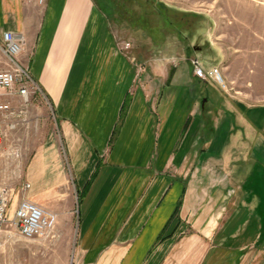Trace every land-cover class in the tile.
Masks as SVG:
<instances>
[{"label":"crops","instance_id":"obj_1","mask_svg":"<svg viewBox=\"0 0 264 264\" xmlns=\"http://www.w3.org/2000/svg\"><path fill=\"white\" fill-rule=\"evenodd\" d=\"M105 5L0 0V38H26L57 129L14 210L23 197L57 213L50 264H264V104L179 56H126Z\"/></svg>","mask_w":264,"mask_h":264},{"label":"rangeland","instance_id":"obj_2","mask_svg":"<svg viewBox=\"0 0 264 264\" xmlns=\"http://www.w3.org/2000/svg\"><path fill=\"white\" fill-rule=\"evenodd\" d=\"M96 1L106 7V0ZM144 1L145 21L149 23L140 21L142 25L133 18H118L116 10L108 5L111 30L126 56H135L137 60L151 57L149 65L157 67L162 57L179 56V62L185 63L198 58L206 67H221L232 99L251 108L264 104V0H208L196 11L176 12L170 8L161 14L153 0ZM126 6L140 11L131 3ZM174 22L178 27L174 25L173 30L169 23ZM13 105L16 113L10 121L17 122L16 128L9 129L7 124L0 127V184H9L13 189L9 219L14 212V200L27 183L26 164L45 140L47 130H57L43 93H38L27 107L18 97L13 99ZM48 242L23 239L8 221L0 227V264H50ZM70 261L69 258L66 264H72Z\"/></svg>","mask_w":264,"mask_h":264},{"label":"built area","instance_id":"obj_3","mask_svg":"<svg viewBox=\"0 0 264 264\" xmlns=\"http://www.w3.org/2000/svg\"><path fill=\"white\" fill-rule=\"evenodd\" d=\"M27 3L44 5L46 0H24ZM168 6L181 10L196 11L207 4L208 0H161ZM27 40L23 35L6 30L0 38V52L5 59V68H0V127L7 124L9 129L17 126L16 121H10L15 115L13 99L18 97L24 107H27L42 89L35 80L28 65L20 59L27 49ZM195 75L202 80L215 81L225 91L228 89L225 76L220 66L205 67L198 58L192 59ZM24 112V111H21ZM2 134H0L1 136ZM24 189L30 188L27 182ZM13 197V189L9 184H0V227L10 221L20 237L26 240L35 238L54 239L58 215L38 203L23 198L19 200L11 219L8 209Z\"/></svg>","mask_w":264,"mask_h":264},{"label":"trees","instance_id":"obj_4","mask_svg":"<svg viewBox=\"0 0 264 264\" xmlns=\"http://www.w3.org/2000/svg\"><path fill=\"white\" fill-rule=\"evenodd\" d=\"M153 1L159 5V8L161 9V10L159 9L160 14L164 13L165 9L170 10V8L175 10L176 12L181 11V9L176 8V7H172V6H168L167 4H165L164 2H162L160 0H153ZM106 2H107V5H109L113 11L116 10V12L118 13L117 14L118 18H120V19H123V20L129 19L130 20L131 18H133L134 22L136 24H139V25H142L140 23V21L145 22V24L149 23V22L145 21V20H147V19H145L146 13H147V9H146L147 2L144 0H106ZM128 3H131L132 7H133V5H134V7L138 6L140 11L139 12L133 11L129 6H126ZM137 13H139V14L137 15ZM169 24H171L173 26L172 27L170 25L169 28H171V29L175 28V26H176L175 22L169 23ZM176 27H178V26H176Z\"/></svg>","mask_w":264,"mask_h":264}]
</instances>
